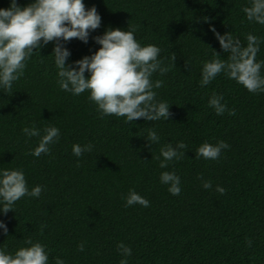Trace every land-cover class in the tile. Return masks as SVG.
I'll use <instances>...</instances> for the list:
<instances>
[{
  "label": "trees",
  "instance_id": "1",
  "mask_svg": "<svg viewBox=\"0 0 264 264\" xmlns=\"http://www.w3.org/2000/svg\"><path fill=\"white\" fill-rule=\"evenodd\" d=\"M34 0H17L21 8ZM95 6L101 26L88 43L66 42L69 64L91 56L100 47L93 40L111 29L137 26L141 46L155 45L169 71L152 81L158 102H167L169 120L132 123L126 117L99 118L97 106L85 91L79 96L60 89L52 54L55 42L26 61L24 75L11 93L0 87V172L21 169L29 191L43 186L39 197L25 196L13 211H0V249L14 254L28 247L25 240L46 245L48 264H119L125 257L117 245L132 249L128 264H264V92L250 93L223 72L200 86L204 62L227 59L212 27L230 32L247 46V34L260 38L257 62L264 60V25L249 22L242 11L251 0H83ZM11 0H0V9ZM207 17V21H205ZM221 57H216L214 51ZM176 54L175 66L171 56ZM188 64L186 67L185 64ZM88 77L89 73H85ZM264 77V66L261 68ZM223 95L228 111L217 115L208 106L211 96ZM39 137H27L25 127ZM60 130L50 154L29 153L38 146L46 127ZM159 142L148 145V130ZM183 141L180 160L160 168V149ZM225 141L219 159L195 158L205 142ZM91 143L90 152L76 157L72 146ZM163 159V157H161ZM180 177L181 192L169 193L162 172ZM211 181V188L203 183ZM217 186L226 189L222 195ZM129 190L150 202L125 207ZM2 207V204H0ZM252 241L248 247L247 240ZM84 244L79 251L78 245Z\"/></svg>",
  "mask_w": 264,
  "mask_h": 264
},
{
  "label": "clouds",
  "instance_id": "2",
  "mask_svg": "<svg viewBox=\"0 0 264 264\" xmlns=\"http://www.w3.org/2000/svg\"><path fill=\"white\" fill-rule=\"evenodd\" d=\"M242 11L249 22L264 25V0H251V6H245ZM207 21V17L204 18ZM101 26V16L95 6L86 10L83 0H34L33 3L21 8L17 0H11L10 7L0 9V87L6 93H11L13 83L24 75L26 61L34 54V49H41L50 42H55L52 54L55 66L58 69L57 83L61 90L70 92L75 96L88 91V99L97 106L99 118L115 115L126 117L128 123L143 118L146 121H159L162 118L169 120L172 113L169 112L167 102H158L154 89L163 86L162 80L152 81L154 73L164 75L169 71L168 66H162L163 61L158 59L161 49L155 45L141 46L137 42L134 33L137 26L129 24L128 30L107 29L103 35L93 37L99 49L91 56H85L80 60L69 64L70 51L64 46L66 42L78 39L87 44L91 31ZM219 41L223 52L227 53V59H213L206 61L202 67L200 86L209 85L222 72L231 80L246 88L250 93L264 92V77L261 76V68L264 60L257 62V53L260 50L261 40L253 34H247V46H243L238 38H234L230 32L221 35L214 27L210 29ZM216 57H221L213 50ZM175 66L176 54L171 56ZM185 66L188 64L186 62ZM89 73L86 77L85 73ZM223 95L213 93L208 101V106L213 108L216 114L223 115L225 111L234 116L235 110H228L226 104H222ZM24 134L31 137H39L40 130L36 127H25ZM45 134L39 144L29 154L40 157L41 154H50V145L58 142L60 130L49 126L44 129ZM160 137L153 129L148 130L147 142H159ZM91 143L81 146L74 144L72 152L76 157L84 152H90ZM187 145L181 141L175 147L171 143L160 149V156L155 159L160 161V168L168 167V164L184 157V149ZM229 148L225 141H219L216 145L203 143L197 150L195 158L205 160H217L221 150ZM163 157V159H161ZM162 184L170 185L168 191L174 196L181 192L180 177L174 172H162L160 176ZM211 181H205L203 187L211 188ZM43 186L37 185L29 191L23 170L4 169L0 172V211L7 214L13 211L15 203L25 196L39 197ZM216 191L224 194L226 189L217 186ZM125 207L139 204L149 207L150 202L129 190ZM0 228L7 234V226L0 221ZM247 240V238H246ZM28 247H21L14 254L7 253L6 248L0 249V264H48L49 255L46 245L40 242L33 243L29 238L24 241ZM248 247L252 241L247 240ZM125 259L119 264H128L127 257L132 249L123 243L117 245ZM78 250H84V244L78 245ZM55 264H64L59 257Z\"/></svg>",
  "mask_w": 264,
  "mask_h": 264
}]
</instances>
